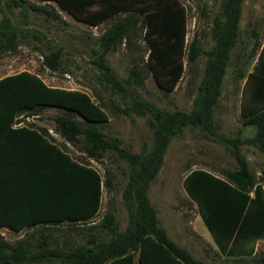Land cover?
<instances>
[{"label": "trees", "instance_id": "16d2710c", "mask_svg": "<svg viewBox=\"0 0 264 264\" xmlns=\"http://www.w3.org/2000/svg\"><path fill=\"white\" fill-rule=\"evenodd\" d=\"M55 1L91 24L137 10L143 15L145 38L150 45L148 65L165 90H173L182 77L187 46L189 62H195L202 52L197 37L186 43L187 11L179 0ZM244 1L222 0L221 13L214 17L211 28L214 45L205 51L207 61L190 111L168 110L130 96L129 87L143 83L139 66H132L129 76L120 79L107 62L106 55L137 26V13L112 21L99 36L100 48L94 50L97 55L92 59L99 69V81L122 99L131 97L128 105L117 109L148 116L154 130L151 147L142 153L121 146L120 138L103 131L101 125L108 122L109 114L89 92L52 86L30 70L0 78V135L17 138L0 139V226L21 232L40 224L46 230L65 221L86 223L100 210L104 183L111 185L110 178L104 180L95 167L73 158L44 134L46 129H12V122L25 121L21 115H39L45 108H58L62 112L52 118L64 140L89 158L101 160L107 152L114 151L129 165V180L123 192L129 215L125 230H118L115 214L106 212L98 223L88 227L93 234L87 243L73 248L52 245L44 230H39L36 246L26 238L9 241L0 234V264H135L136 256L140 264H206L169 237L148 193L170 141L187 127L202 128L211 140L225 145L238 164L235 169L218 173L203 168L191 170L184 178L190 199L223 254L252 253L244 248L245 244L264 238V168L259 177L253 173L241 147L253 146L264 156V46L253 70L247 75L239 73L241 78L246 76L247 85L251 84V102L242 104L240 115L243 125L253 126L254 133L243 136L240 130L236 136L224 135L217 129L214 114L231 52L238 42ZM26 6L60 18L54 8L29 0H5L4 4L0 0L3 12ZM4 14L0 20V49L16 50L19 30ZM60 60V50L43 56V64L52 70L58 69ZM25 131L30 134L27 138ZM98 231H107L111 236L100 239L95 235Z\"/></svg>", "mask_w": 264, "mask_h": 264}, {"label": "rangeland", "instance_id": "374dc122", "mask_svg": "<svg viewBox=\"0 0 264 264\" xmlns=\"http://www.w3.org/2000/svg\"><path fill=\"white\" fill-rule=\"evenodd\" d=\"M29 1L38 6L54 8L59 12L60 18L48 17L28 6L17 7L12 11L6 9L5 12L0 9V20L6 13L19 30L17 49H0V78L30 70L38 73L52 86L89 92L109 114L108 122L101 125L103 131L110 137L120 138L121 146L132 152L142 153L151 147L154 136L148 116L118 110L117 107L128 105L131 97L124 100L120 94L104 86L98 79V67L92 63L97 55L94 50L100 48L98 38L105 28L114 20L137 13V26L115 50L106 55L107 62L120 79L129 76L132 66H139L144 76L143 83L130 86V96L141 97L168 110L192 109L207 61L205 51L214 45L211 28L214 17L221 13L222 0H179L187 11L186 43L189 44L197 37L202 52L195 62H189L187 46L182 60V77L171 91L158 84L148 65L150 45L145 38L143 15L137 10H128L99 24H91L78 19L55 0ZM4 2L5 0L3 4ZM263 46L264 0H245L238 42L232 49L220 100L214 111L217 129L224 135L236 136L239 130L245 129V132L241 131V135L248 136L254 130L253 126L249 130L243 125L239 113L243 103L251 102V84L247 85L246 76L241 78L239 73L247 75L253 70ZM55 50H60L61 60L58 69L52 70L43 64V56ZM61 112L58 108L48 107L39 115H21L20 118L53 125L52 117ZM61 147L63 148L62 145ZM67 149L73 158L95 167L104 180L107 177L111 179V185L104 183L102 187V202L98 214L86 223L65 221L50 225L46 230L43 229L45 225L41 224L21 232L0 226V234L7 240L26 238L36 246L39 230H44L49 233L52 245L64 249L73 248L87 243L93 234L88 227L98 223L106 212L115 214L118 230L126 229L129 215L123 192L129 180L128 163L114 151L107 152L101 160H95L75 146ZM241 150L248 160L250 170L259 177L264 168V156L253 146L242 145ZM237 165L234 154L225 145L211 140L200 127H187L170 141L162 168L149 187L150 200L171 239L206 264H261L264 256V238L245 244L244 248L252 251L250 254L223 255L215 249L216 242L184 187V178L191 170L203 168L218 173L223 169H235ZM95 235L100 239H109L111 236L107 231H98ZM40 264L62 263L52 261ZM135 264H140L138 256Z\"/></svg>", "mask_w": 264, "mask_h": 264}, {"label": "crops", "instance_id": "0c3cea01", "mask_svg": "<svg viewBox=\"0 0 264 264\" xmlns=\"http://www.w3.org/2000/svg\"><path fill=\"white\" fill-rule=\"evenodd\" d=\"M239 113H240V111H239ZM55 126H56V123H55V121H54V124L53 125H51V124H49V123H46V122H43V121H19V120H16V121H14V122H12L11 123V128L12 129H17V128H22V127H27V128H39V129H46L47 131H43V133L44 134H46L47 136H49L51 139H53L56 143H58L59 144V146H63V148L67 151V152H69L68 151V147H72L73 145H71L69 142H67L66 140H64V138L63 137H61V135L55 130ZM249 127H251V126H248L247 128L249 129V130H251ZM240 131V130H239ZM242 131V133L243 132H245L246 130L245 129H243V130H241ZM25 138H27L30 134L28 133V132H26L25 131ZM254 133V130H252V134ZM251 134V135H252ZM11 134H6V135H0L1 137H0V139H2V140H4V139H6V140H11V139H17V138H13L12 136H10ZM31 135H33V134H31ZM249 136V135H248ZM70 153V152H69ZM199 212V211H198ZM158 213V212H157ZM200 214V213H199ZM201 216V215H200ZM158 217H159V215H158ZM202 218V217H201ZM159 220H160V218H159ZM203 220V219H202ZM204 222V221H203ZM160 223H161V221H160ZM205 224V223H204ZM161 225L166 229V227L161 223ZM206 226V225H205ZM208 229V228H207ZM167 230V229H166ZM209 231V230H208ZM167 233H168V231H167ZM209 233H210V231H209ZM211 234V233H210ZM169 235V234H168ZM212 236V235H211ZM170 237V236H169ZM171 238V237H170ZM173 240V239H172ZM216 244V243H215ZM215 249H218V251L221 253V254H223L221 251H220V249H219V247L217 246V244H216V248ZM223 255H225V254H223Z\"/></svg>", "mask_w": 264, "mask_h": 264}]
</instances>
